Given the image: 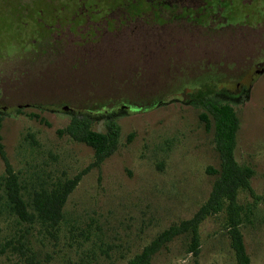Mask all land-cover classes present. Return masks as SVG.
<instances>
[{"label":"rangeland","instance_id":"374dc122","mask_svg":"<svg viewBox=\"0 0 264 264\" xmlns=\"http://www.w3.org/2000/svg\"><path fill=\"white\" fill-rule=\"evenodd\" d=\"M82 1L93 20L114 5L111 0ZM234 2L239 20L231 26L234 35L208 42L206 50L172 53L190 79L206 69L193 66L198 60H222L215 68L216 82H200L213 78L211 65L196 82L184 74L167 82L173 70L163 53L150 52L152 30L138 24L97 36L90 44L43 54L38 49L31 60L27 53L34 46L28 39L46 35L26 36L20 24L0 26V105H20L0 111V132L24 201L30 203L40 186L72 178L93 161L91 147L59 132L73 119L85 118L98 132H105L110 120L120 129L116 150L87 170L68 195L56 231L18 220L0 189V264H124L161 231L192 217L217 176L207 169H219L213 126L205 130L199 119L208 114L204 99L214 94L234 107L239 119L234 156L238 164L253 168L250 186L264 197V71L245 83L251 65L264 66V0ZM49 5H64L66 13L75 9V0H50ZM136 17L130 5L117 22L128 26ZM106 21L112 29V20ZM77 23L71 32L82 38L86 35H79ZM165 31L157 37L171 39ZM241 79L235 94L231 89ZM3 176L0 158V181ZM237 200L248 208L240 228L251 264H264V202L245 190ZM225 220L221 211L199 224L197 256L188 252L189 237L181 234L162 246L151 264H236Z\"/></svg>","mask_w":264,"mask_h":264},{"label":"trees","instance_id":"16d2710c","mask_svg":"<svg viewBox=\"0 0 264 264\" xmlns=\"http://www.w3.org/2000/svg\"><path fill=\"white\" fill-rule=\"evenodd\" d=\"M226 99L227 97H220L217 94L207 97L204 99L203 105L208 114L201 113L199 115L205 130H209L211 125L213 126V142L219 156V169H207V172L211 171L217 174L208 198L192 217L172 224L161 231L139 253L134 254L124 264H151L153 255L162 246L181 234H186L189 237L188 252L194 257L197 256L200 248L199 224L208 215L221 211L226 214L224 225L236 264H251L240 228L242 223L248 220V208L238 202L237 196L240 190H245L256 201L264 202V197L257 195L250 186V178L254 174L253 168L240 165L235 159V137L239 119L234 107ZM29 116L37 117L36 114H29ZM59 132H65L75 141L83 142L91 147L94 159L84 171L77 173L72 178L56 181L48 187L40 186L39 190L32 193L30 203L23 199L18 175L7 158L0 132V158L5 168V176L0 181V189L4 192L8 209L22 222L33 223L36 221L54 231L58 229L62 219L65 201L80 181L81 176L90 168L99 167L102 161L116 150L120 129L115 121L110 120L106 131L98 132L91 129L89 121L85 118H76ZM29 206L31 210H29Z\"/></svg>","mask_w":264,"mask_h":264},{"label":"flooded vegetation","instance_id":"af4514ba","mask_svg":"<svg viewBox=\"0 0 264 264\" xmlns=\"http://www.w3.org/2000/svg\"><path fill=\"white\" fill-rule=\"evenodd\" d=\"M235 0H111L109 6L105 7L103 16L100 15L98 19L93 20L87 14L86 8H82L81 4H85L82 0H75V9L70 12H64V5L54 9L50 7V0H0V26L4 22L11 23L16 26L21 25V29L26 36L32 35H46L40 41L33 39L30 43L34 46L30 50L31 54L28 60H31L34 52L47 53L50 51L55 52L60 47L64 46H80L84 44L93 43L97 36L106 35L123 28H128L130 25L138 24L139 26L147 27L152 30L154 36V43L152 46V53L157 57L162 53L167 60V64L173 70L170 78L165 79L171 82L176 75L184 74L185 78L190 81H195L208 71V66L214 69L213 78L206 79L204 82H216L218 77L215 73V68L222 64V60L211 62L204 59L198 60L193 66H204L206 68L201 74L196 75L193 79L187 76L181 64L176 63L174 60V51L188 52L191 49H198L199 51L206 50L208 42L216 41L225 35L235 34L236 29L234 24H238ZM41 5V6H40ZM136 7V18L128 26H123V23L117 22L119 20V13L123 12L127 7ZM92 8V7H91ZM46 9V11H45ZM96 9V8H94ZM95 11V10H94ZM3 14V15H2ZM249 15V14H248ZM247 17V14L245 13ZM3 19V22H1ZM112 20L113 28L108 27L106 21ZM76 29L80 32L79 35H86L84 37H76V34L71 32V24L75 23ZM115 20L116 22H113ZM31 24V25H29ZM122 26H121V25ZM249 25L243 23V27ZM120 27V28H119ZM89 28L94 29L92 34H88ZM15 29L16 27H11ZM167 30L170 32L172 38L164 39L157 37L161 35V31ZM166 32V31H165ZM4 35H10L6 31L1 32ZM180 39H178V37ZM177 37V38H175ZM145 47V46H144ZM148 51V50H147ZM208 51V50H207ZM149 52V51H148ZM143 56L145 53H141ZM204 63V64H203ZM182 64H185L183 62ZM142 63L139 67V79L143 80L144 75L141 70ZM179 72H176V70ZM264 71V66L258 67L251 65L249 71L245 76V83H250L256 80ZM244 79L234 83L235 88L231 89L236 94V90L242 88ZM235 90V91H234ZM232 96V95H231ZM0 108H3L0 105ZM20 105L10 108H4L3 111H11L19 109ZM125 109V108H123ZM127 110V109H125ZM112 115V114H111Z\"/></svg>","mask_w":264,"mask_h":264},{"label":"water","instance_id":"95a60500","mask_svg":"<svg viewBox=\"0 0 264 264\" xmlns=\"http://www.w3.org/2000/svg\"><path fill=\"white\" fill-rule=\"evenodd\" d=\"M235 86H236V85H235ZM235 86H234L233 88H235ZM233 88H232V89H233ZM0 109H1V110H4V108H0ZM62 109H63V110H67L68 107H67V106H63Z\"/></svg>","mask_w":264,"mask_h":264}]
</instances>
